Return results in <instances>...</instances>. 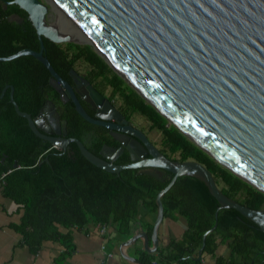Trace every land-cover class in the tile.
<instances>
[{"label":"water","instance_id":"1","mask_svg":"<svg viewBox=\"0 0 264 264\" xmlns=\"http://www.w3.org/2000/svg\"><path fill=\"white\" fill-rule=\"evenodd\" d=\"M52 1L122 74L93 46L94 52L124 80L127 77L156 112L225 168L264 192V0ZM11 2L26 11L35 28L38 47H21L0 55V60L21 54L39 60L49 70V85L58 92L60 102L70 98L74 110L84 120L110 128L112 136L128 150L131 160L114 163L109 157L90 151L77 137L57 135L59 131L42 119L44 103L31 117L18 108L10 84L9 101L16 114L24 117L31 130L54 147L64 148L68 141H74L87 160L106 171L117 173L127 167L156 179L168 178L156 194L152 244L141 227L122 244L140 238L144 249L157 248L156 229L164 214L160 195L181 174L195 176L206 184L218 202L215 216L220 206L232 207L264 231V207L252 208L226 195L201 162L166 156L87 80L82 79L86 89L79 91L75 70H70L75 86L57 73L43 53L42 36L53 42L71 38L45 19L47 1L6 0ZM7 86L2 87L0 97ZM77 93L99 107L97 117L85 112ZM49 107L53 112L51 101ZM51 111L47 115L49 120ZM15 166L13 162L12 167ZM213 226L203 232L202 242ZM130 258L142 264L138 258Z\"/></svg>","mask_w":264,"mask_h":264},{"label":"trees","instance_id":"2","mask_svg":"<svg viewBox=\"0 0 264 264\" xmlns=\"http://www.w3.org/2000/svg\"><path fill=\"white\" fill-rule=\"evenodd\" d=\"M42 38L43 53L56 71L69 67L78 58L91 65L93 76L101 73L102 82L112 86V95L117 93L121 98L125 117L129 112H138L151 127L161 130L160 148L167 156L201 162L226 195L252 208L264 207V192L225 168L174 125L166 124V118L136 91L125 87L124 79L88 45L53 42L44 35ZM38 41L26 11L0 0V55L21 47L36 49ZM48 73L46 66L30 54L0 60V91L8 84L0 97V187L21 213L10 227L31 250H37L43 239L59 242L63 246L61 257L73 249L70 228H80L87 222L96 223V227L104 223L105 230L111 228L120 243L141 227L151 245L152 222L138 216L139 208L156 214V194L168 178L156 179L127 167L109 172L87 160L75 143L61 150L37 136L25 118L14 111L9 101L10 84L18 108L31 117L47 98H52L68 124L78 121L72 103L60 102L49 85ZM98 147L93 153L97 154ZM13 162L17 166L12 167ZM160 197L163 216L175 219L182 215L185 227L178 237L160 243L154 251L138 245L135 255L142 264H203L205 253L213 256L214 264H264V231L232 207L220 206L215 216L218 202L201 179L178 175ZM213 224L203 243V232ZM136 240L140 238L132 242ZM220 243L229 248L226 256L216 252Z\"/></svg>","mask_w":264,"mask_h":264},{"label":"crops","instance_id":"3","mask_svg":"<svg viewBox=\"0 0 264 264\" xmlns=\"http://www.w3.org/2000/svg\"><path fill=\"white\" fill-rule=\"evenodd\" d=\"M142 208L146 211V218L143 220L153 223L156 214ZM20 214L15 202L4 196L0 187V264H99L101 259H104L106 264H137L130 257H137L135 250L138 245L143 246L141 239L134 243L131 241L122 244L113 237L111 228L107 227L105 232L98 233L96 223L91 222L80 228H70L73 249L65 253L64 257L60 254L63 246L57 241L43 239L37 250H31L28 245L21 242L20 235L10 227V223L16 222ZM178 220L179 215L175 219L163 216L156 229L158 245L180 235L185 225L175 236L165 234V231L173 230V224ZM101 242L104 246H101ZM105 251H111L112 255L105 256Z\"/></svg>","mask_w":264,"mask_h":264},{"label":"flooded vegetation","instance_id":"4","mask_svg":"<svg viewBox=\"0 0 264 264\" xmlns=\"http://www.w3.org/2000/svg\"><path fill=\"white\" fill-rule=\"evenodd\" d=\"M11 18H14L18 21H21L22 19L20 17H16L15 15H11ZM69 41V40H68ZM78 63V58H76L72 64L69 67L63 66L61 71H57V73L67 82H69L71 85H74V78L73 74L71 73L70 70H75L77 73V78H79V91H83L86 89V83L82 82V79L87 80L91 85L99 90L100 92L104 93L107 98H109L114 104L113 100V95H112V86H110L108 83H103L102 82V74L99 73L98 75L93 76L91 72V65L85 69L81 70L79 69V66L77 65ZM88 63V62H87ZM49 73L47 75V80L49 78ZM76 76V74L74 75ZM106 85L110 87V93L106 90ZM52 89L57 93L58 92L52 87ZM67 95L69 96V93L67 92ZM79 97V103L82 106V108L85 110V112L92 116V117H97L96 114L98 113L99 107L96 105L88 103L86 100L82 98V96L78 95ZM49 101H51L54 104V111L52 112L51 108L49 107ZM66 101H71L70 98ZM65 101V102H66ZM115 105V104H114ZM73 106V105H72ZM116 108L121 112V114L125 117L124 112L122 108L118 107L115 105ZM42 119L47 125H50L52 128L55 130L59 131L57 135L64 136L65 138L69 137H77L79 138L83 144L90 150V151H95L97 146L99 145L97 149V155H102L109 157L114 163H123V162H128L130 161V154L126 147L122 145L116 138H114L111 134V129L107 128V126L102 125V124H95L86 121L83 122V118L78 114V121L76 123H67V120L65 117L61 116L60 110L57 108V104L55 100L52 98H47L45 100L42 108ZM52 112L50 114V117H52L50 120L47 119V115L49 112ZM76 112V111H75ZM127 120H129V116L125 117ZM129 122V121H128ZM52 124V125H51ZM65 128V133H63V129ZM48 141V140H47ZM49 142V141H48ZM50 143V142H49ZM75 143L74 141H68L64 148H57L61 150L65 149H70L72 147V144ZM76 144V143H75ZM155 144V143H154ZM77 145V144H76ZM50 147H54L52 144H50ZM49 147V148H50ZM78 147V146H77ZM161 150V145L156 146ZM162 151V150H161ZM166 154V152H165ZM146 156H149V153H146ZM167 156V155H166ZM170 157V156H168ZM174 158V157H170Z\"/></svg>","mask_w":264,"mask_h":264},{"label":"rangeland","instance_id":"5","mask_svg":"<svg viewBox=\"0 0 264 264\" xmlns=\"http://www.w3.org/2000/svg\"><path fill=\"white\" fill-rule=\"evenodd\" d=\"M43 1H47V7H48L46 15H45V19L48 22H50V24H52L54 27H56L59 30L68 29L69 23L64 19L63 15L60 13V11L58 9H56L55 7H53V4H50V2H48V0H43ZM67 34L71 38L69 41L75 42V43H79V44H86V45H88V47L91 50L94 49L93 45L91 43L85 42V41L77 42V39H75L74 37L71 36L72 35L71 32H67ZM64 42H66V41H63L61 43H64ZM106 64L108 65L107 62H106ZM77 65L79 66V69H81V70H85V69H87L90 66L84 59H79ZM109 67L112 69V71L117 73L110 65H109ZM124 86L127 87V88L130 87V88H132L135 91V89L132 87V85L126 80H124ZM106 90L108 91V93L111 92L110 91V87L108 85H106ZM112 98L114 100L113 103L121 108L122 100L119 97V95L117 93H114ZM128 115H129V120L128 121L131 124L139 127L147 135V137L153 143H155L156 146L161 145V142H160V140H161V130L160 129H156V128L151 127V125L149 124L150 123L149 120H147L144 116H142L138 112H129ZM166 124L170 125L171 122H169L166 119ZM138 216L140 218H142V219L146 218V211L143 210L142 207L139 208ZM185 223H186L185 218L182 215H179L178 222L173 224V230H171V231L167 230V231H165V234H168L170 236H175V234H178V232L185 225ZM160 229H161V225H160ZM216 252L217 253L221 252V253L227 255L229 253V248L226 245L220 243L219 247L216 250ZM213 261H214V259H213V256L211 254L205 253L203 255V259H202V263L203 264H214Z\"/></svg>","mask_w":264,"mask_h":264},{"label":"bare ground","instance_id":"6","mask_svg":"<svg viewBox=\"0 0 264 264\" xmlns=\"http://www.w3.org/2000/svg\"><path fill=\"white\" fill-rule=\"evenodd\" d=\"M51 3L53 4V7H55L56 9H58L60 11V13L63 15L64 19L69 23V26H68V29H63L61 30L60 32L63 33V34H67V32H71L72 33V37H74L75 39L77 40H80V41H85V42H89L92 44V42L86 37V35L75 25L73 24L67 17L66 15L54 4V2L52 0H50ZM93 45V44H92ZM94 46V45H93ZM94 48L96 50H98L103 56L104 54L94 46ZM107 60L108 58L106 56H104ZM109 64L112 65V63L108 60ZM113 67H115L114 65H112ZM116 68V67H115ZM117 69V68H116ZM118 70V69H117ZM119 71V70H118ZM120 72V71H119ZM121 73V72H120ZM122 74V73H121ZM126 80L131 84L133 85L135 88H137L134 84H132V82L127 78L125 77ZM138 89V88H137ZM139 90V89H138ZM141 92V91H140ZM143 94V93H142ZM149 100V99H148ZM170 120V119H169Z\"/></svg>","mask_w":264,"mask_h":264},{"label":"built area","instance_id":"7","mask_svg":"<svg viewBox=\"0 0 264 264\" xmlns=\"http://www.w3.org/2000/svg\"><path fill=\"white\" fill-rule=\"evenodd\" d=\"M103 230H105L104 223L97 224V231H98V233L102 232ZM101 246H104V243L101 242ZM111 255H112V252L111 251H105V256L108 257V256H111ZM99 264H106V262H105L104 259H101Z\"/></svg>","mask_w":264,"mask_h":264}]
</instances>
